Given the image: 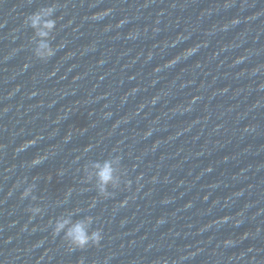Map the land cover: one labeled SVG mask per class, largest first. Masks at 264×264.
I'll return each instance as SVG.
<instances>
[{
  "label": "water",
  "instance_id": "obj_1",
  "mask_svg": "<svg viewBox=\"0 0 264 264\" xmlns=\"http://www.w3.org/2000/svg\"><path fill=\"white\" fill-rule=\"evenodd\" d=\"M88 217L99 247L53 234ZM81 261L264 264V0H0V264Z\"/></svg>",
  "mask_w": 264,
  "mask_h": 264
},
{
  "label": "clouds",
  "instance_id": "obj_2",
  "mask_svg": "<svg viewBox=\"0 0 264 264\" xmlns=\"http://www.w3.org/2000/svg\"><path fill=\"white\" fill-rule=\"evenodd\" d=\"M57 7L58 5L56 4L49 7H43L37 12L29 15L24 21L26 26L34 30L35 37L38 41L36 47L34 48V54L36 58L41 61L46 62L50 60L58 51V48H54L51 43L55 39L54 33L56 31L57 21L53 17L57 11ZM99 18L100 17H93V19ZM59 47H63V45H60ZM28 146V144H25L22 149H19V151L26 149ZM45 159H47L46 156L37 157L32 161V165L37 166ZM118 164L119 157L114 160H106L102 164L97 163L94 165L99 194L105 199L112 195V193L109 192V188L118 189L121 186L122 175L124 173L121 174L118 172ZM128 183L130 185V182ZM17 187H20V185L17 184ZM35 187V184L29 186L23 192L22 198L32 196ZM32 199L35 200L36 197L32 196ZM29 211L33 214V216L40 215L43 212L40 207H32ZM93 222V217H88L87 219L76 223H72V221L68 218L57 219L54 224L53 234L55 236L63 234V239L69 245L71 250H83L87 249L91 245L99 247L103 239L102 231H90V225L93 224ZM231 243L232 241H226V244ZM81 264H83V261H81Z\"/></svg>",
  "mask_w": 264,
  "mask_h": 264
}]
</instances>
